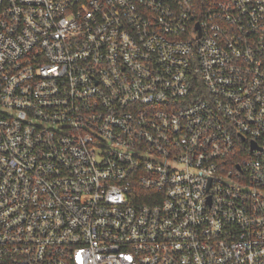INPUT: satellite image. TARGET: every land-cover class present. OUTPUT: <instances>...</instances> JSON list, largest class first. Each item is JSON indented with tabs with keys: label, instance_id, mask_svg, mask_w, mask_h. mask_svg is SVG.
I'll return each instance as SVG.
<instances>
[{
	"label": "built area",
	"instance_id": "1",
	"mask_svg": "<svg viewBox=\"0 0 264 264\" xmlns=\"http://www.w3.org/2000/svg\"><path fill=\"white\" fill-rule=\"evenodd\" d=\"M0 264H264V0H0Z\"/></svg>",
	"mask_w": 264,
	"mask_h": 264
},
{
	"label": "water",
	"instance_id": "2",
	"mask_svg": "<svg viewBox=\"0 0 264 264\" xmlns=\"http://www.w3.org/2000/svg\"><path fill=\"white\" fill-rule=\"evenodd\" d=\"M250 147H251V149H253L256 147V144L254 142H251Z\"/></svg>",
	"mask_w": 264,
	"mask_h": 264
}]
</instances>
